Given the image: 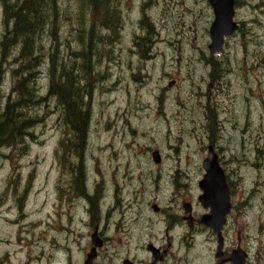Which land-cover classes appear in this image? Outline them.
Returning <instances> with one entry per match:
<instances>
[{"label":"rangeland","instance_id":"374dc122","mask_svg":"<svg viewBox=\"0 0 264 264\" xmlns=\"http://www.w3.org/2000/svg\"><path fill=\"white\" fill-rule=\"evenodd\" d=\"M112 2L123 24L118 37L83 49L91 56L93 74L82 84L88 90L91 119L81 168L71 176L69 161L81 160L69 153L56 155L64 135L55 121L58 114L46 108L24 151L0 153V264H82L93 247V227L78 223L75 228L67 218L82 215L85 204L94 205L103 227L106 210L111 207L110 220H117L132 195L128 190L135 187H140L138 199L148 210L150 226L161 235L162 216L149 205L179 210L181 200H191L202 208L192 189L204 175L201 162L211 138L218 139L225 162L221 167L231 188L225 257L239 245L248 262L264 264V0H235L239 26L216 53L208 49L214 16L207 0ZM71 43L81 50L80 42ZM39 80L45 93L46 71ZM3 91L8 93L7 83ZM217 123L224 128L218 133ZM155 150L162 160L159 166L153 163ZM64 154L62 168L58 161ZM128 155L150 162L141 169L152 183L145 181L148 190L142 192L132 179L112 177V172L116 176L117 170H126L116 166ZM177 171L187 186L175 183ZM71 179L75 187L67 192ZM153 182L160 183L159 190ZM112 221L102 229L104 236H112ZM183 232L187 234L185 227ZM205 237L196 236L191 255L185 244L178 247L174 240L171 256L184 261L204 253V264H219L217 237L214 242ZM117 240L114 235L112 241ZM116 249H104L100 261L116 263Z\"/></svg>","mask_w":264,"mask_h":264},{"label":"trees","instance_id":"16d2710c","mask_svg":"<svg viewBox=\"0 0 264 264\" xmlns=\"http://www.w3.org/2000/svg\"><path fill=\"white\" fill-rule=\"evenodd\" d=\"M0 25V153L24 151L46 108L56 111L64 135L56 155H75L83 165L91 115L82 84L93 74L91 56L83 51L94 41L97 48L118 37L117 7L112 0H0ZM71 41L80 42L81 50H74ZM44 71L49 80L45 93L39 85Z\"/></svg>","mask_w":264,"mask_h":264},{"label":"flooded vegetation","instance_id":"af4514ba","mask_svg":"<svg viewBox=\"0 0 264 264\" xmlns=\"http://www.w3.org/2000/svg\"><path fill=\"white\" fill-rule=\"evenodd\" d=\"M122 26L123 24H121V28ZM90 62L92 61L90 60ZM211 112L212 110L210 111V116L212 117ZM195 121L196 120L192 119L191 123ZM214 126L217 133L219 131H222L223 127L220 123L219 124L217 123V126L216 125ZM87 138L85 140L86 146H87ZM217 143H218L217 138L214 139L211 138L207 148L209 149L211 147V149L218 155V160H220L219 163L221 165L224 164L225 162L222 160L217 150ZM208 149L203 160L206 158L208 154ZM138 156L139 155L130 157V155H128L122 164H118L116 166V169H121V170L126 169V170L123 171L122 173H119L120 170H117L116 176H114L113 172L111 175L114 179L126 177L128 178V180L132 179V181L138 182L139 185L141 186L142 192H144V190H148L145 181L150 179L148 178V175H146L147 173L142 171L141 169L149 167L150 162H147L144 160V158ZM159 157H160V153H159ZM203 160L201 162L202 165H203ZM63 162L64 160L58 161V165H60L62 168L64 167ZM69 162H70L69 168L71 170V176H72L73 175L72 171H76L78 168H81L82 165L80 164V161L79 162L69 161ZM153 163L159 166L162 163L161 157L158 162L153 161ZM76 164H79L80 166H76ZM129 170L132 173L135 172V174L130 176ZM61 172L62 174L66 173L65 170H62ZM178 174L179 171L176 172L175 183L177 182V184H180L181 186H187V182L184 181L183 179H180ZM186 177L187 175H184V178ZM226 177H227L226 178L227 184L229 187L230 181L228 179L227 173H226ZM157 180H159V177L157 178ZM199 181L200 179L197 181L196 186L192 189L193 193L197 195L196 196L197 198H199V195L201 194V190H199L200 188L198 184ZM75 183L76 180H72V179L70 180V185L67 186V188L69 187L67 189V192L73 187H75ZM130 184L131 183L128 182L126 185L129 186ZM148 184L152 185L151 182L150 183L148 182ZM155 186L157 190H159L161 187L160 183H158V185ZM62 191H65L64 188H62ZM229 191L231 195V188H229ZM128 192L131 193L132 195L131 197L127 198L126 209L124 211L121 210L119 212V218L115 221H112V219L110 220V217L112 216L111 215L112 208L111 207L108 208L104 216V218H106V221L103 227H101L100 225L101 224L100 218H102L101 211L94 210L93 209L94 205L88 206L87 204H85L84 209H82V215L71 217V219L67 218L70 225L75 226V228L78 223L81 225L83 223V226L87 228L93 227L92 234L94 233L100 239V242L102 241V247H100L96 251V257L94 259L96 264H104L103 262L100 261L103 258L102 251L104 249H108V248L116 249L117 246H119V248L121 249V251H118V249H116L115 252V255H118L119 258L114 257L116 263L108 262L107 264H122L124 260H129L132 264H204L202 262L204 253L203 254L200 253L198 256L195 255L190 256L192 258L184 259L183 261L181 257L175 259L173 255L171 256L172 254L171 247L174 246L173 243L174 240H176L178 247H182L185 244V246H187V251L190 252L189 254L191 255L193 248L197 244L196 236L200 235L201 233H205L206 241L210 240L211 242H214V238H216V236H212L211 233H213V230L201 222V217L207 214L209 211L207 208L201 205L203 208V211H201L202 208L200 210L197 209L195 204L192 203L191 200L190 201L181 200L182 209L179 210L177 208L176 210L164 208L168 206L161 207L156 203H152L151 205H149L150 209L155 214H161L162 216L161 222L164 226L163 233L161 235H158V232L153 227L150 226V224L152 225L153 222L149 218H146L148 210L145 209L144 203L143 205H141L142 202L140 200L141 198L138 199L139 197L138 194L140 193V187L129 189ZM86 196L88 198L89 195ZM103 197L105 196L103 195ZM87 203L89 204L90 200L87 201ZM185 204H187V207L185 206ZM153 206H156V210L153 208ZM231 207H232V202H231ZM185 208H188L189 211L186 212ZM229 215L230 214H228L227 216V222L229 219ZM109 221H112L110 222V227L114 228L112 231H110L109 229L112 236L111 235L104 236L102 229H107V225H108L107 222ZM183 227L186 228L187 234H184ZM224 227L221 229L222 234L224 233ZM62 228L66 230L65 226H62ZM177 231L181 232V234L178 236H177ZM206 232L211 235V239L209 238V235ZM114 235L118 239L117 242L112 241V237ZM224 239L225 237L223 235V240ZM225 252L226 249L223 243L222 253L219 257H217L219 258V262H220L219 264H225L226 261H228L229 264H232L231 261L228 260L229 256L225 257ZM205 253L208 255L207 251H205ZM170 257L173 259H171ZM196 257L199 258V260H196ZM246 264H253V263H251L250 260L248 262V258H247Z\"/></svg>","mask_w":264,"mask_h":264},{"label":"water","instance_id":"95a60500","mask_svg":"<svg viewBox=\"0 0 264 264\" xmlns=\"http://www.w3.org/2000/svg\"><path fill=\"white\" fill-rule=\"evenodd\" d=\"M213 10V21L209 28L210 42L208 49L211 52H218L222 49L224 38L233 34L237 29V23L234 20L235 15V0H207ZM172 84L171 82L169 83ZM152 157L155 162H158L159 152L153 151ZM204 175L199 181L201 194L199 202L209 210V212L201 217V222L210 227L217 235V257L222 253L223 237L221 229L226 223L227 215L231 209V197L227 184L226 176L221 167L217 154L211 149H208L207 157L203 160ZM187 207V204H185ZM156 210V206H153ZM188 212L189 209L185 208ZM190 219V217H189ZM96 233V232H95ZM92 244L87 258L83 264H96L94 258L96 247H101L100 239L93 233ZM246 253L237 245L236 249L231 251L229 260L232 264H245ZM122 264H132L129 260H124Z\"/></svg>","mask_w":264,"mask_h":264}]
</instances>
